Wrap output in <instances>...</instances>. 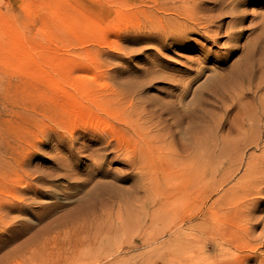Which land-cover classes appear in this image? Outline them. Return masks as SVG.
Returning <instances> with one entry per match:
<instances>
[{
  "label": "rangeland",
  "instance_id": "obj_1",
  "mask_svg": "<svg viewBox=\"0 0 264 264\" xmlns=\"http://www.w3.org/2000/svg\"><path fill=\"white\" fill-rule=\"evenodd\" d=\"M253 1L247 0L250 18L243 25L247 31L241 36L239 47L254 39L258 29L253 32L251 24L260 23L264 16V2ZM150 2L0 0V190H38L35 203L30 208L27 205L28 211L21 216L24 226H35L37 232H43L47 223L55 220L45 241L48 252L40 250L41 264L47 260L50 264H219L218 261L233 264L227 260L237 253L226 242H217L213 230L197 232L188 223L174 224L177 218L173 211L184 201L175 190H150L145 210H138L144 207L142 200L134 202L133 215L123 228L113 224L114 228L109 230L106 226L99 236L75 229L77 222L70 218L87 190L78 192L65 181L63 171L55 170L57 165L64 168L62 159L74 161L58 140H69L71 128H77L74 132H82L93 124L100 129L120 128L121 122L112 113L122 111L113 105L108 107L113 112L103 111L108 95L123 103L122 119H129V112L136 109L132 113L145 119L140 124L142 134L150 140L163 139L164 154L154 150L153 170H148L153 176L159 174L160 179L163 177L158 171L159 164L191 163L189 126L180 121L185 115L194 116L197 123L214 131L213 137L196 153L200 171L205 163L213 161L216 174L213 182H221L222 186L215 188L193 223L202 224L201 218L213 201L243 174L239 161L221 157L219 152L226 144L228 127L246 123L240 120L238 109H257L263 91L249 93L247 99L233 107H229L231 102L224 94L208 95L205 90L202 96L196 95L211 77L224 76L235 67L241 60L242 48L234 53L225 45V38L214 45L196 35L189 37L190 48H178L168 45L169 42L160 45L150 38ZM18 38L27 45L23 50L26 54L29 50L30 55L15 49L13 43ZM253 77L256 83L258 73ZM96 105H102V110ZM166 105H178L183 110L168 114L161 110ZM73 108L85 112L69 114ZM219 123L223 127L218 128ZM88 130L81 133L83 137L67 141L79 158L76 170L83 174L89 171L88 150L99 148ZM77 134L80 133H74ZM135 140L142 142L139 138ZM153 143L156 142L149 141L156 148ZM83 146L87 151L80 150ZM183 146L190 148L183 150ZM263 150L264 142L258 148H246L243 162L250 156L262 155ZM107 160L103 169L111 176L129 172L124 157L111 153ZM19 164L29 176L19 170ZM237 166L239 170L235 169ZM226 175L230 177L223 182ZM130 183L117 185L127 189ZM204 185V193L209 194L212 185L205 182ZM143 194L141 190L138 197ZM258 197L260 202L245 217L254 224L247 238L251 246L264 245V191ZM27 201V197L21 200L25 204ZM165 210H169L168 216L163 213ZM45 213L51 217L40 221ZM16 215L11 213L6 220ZM59 222L62 225L57 227ZM17 230L10 226L7 234ZM44 238L38 240L42 242ZM246 264H264V254Z\"/></svg>",
  "mask_w": 264,
  "mask_h": 264
},
{
  "label": "bare ground",
  "instance_id": "obj_2",
  "mask_svg": "<svg viewBox=\"0 0 264 264\" xmlns=\"http://www.w3.org/2000/svg\"><path fill=\"white\" fill-rule=\"evenodd\" d=\"M256 1L258 3L264 2V0L253 2ZM150 4V38L160 45L166 46L169 42L168 45L178 48H190L192 41L189 37L196 35L214 45L225 38V45L234 53L242 48L240 51L242 52L241 60L235 64V67L224 76L211 77L203 87L199 88L196 95L202 96L201 94L205 90L208 91V95L219 96L224 94V96H228L227 98L231 102L229 107H233L243 99H247L249 93H256L258 90H262L264 93V16L261 17L260 23L251 24L254 26L253 32L258 29L254 39L252 41L247 40L243 47L237 45L241 36L247 31L243 25L250 18L247 0H151ZM251 19L250 22L253 23L255 17ZM13 46L18 51L27 49V45L19 38L15 40ZM24 53L26 54V51ZM27 54L30 55L29 50ZM207 59L208 57L204 58L205 61ZM199 73L200 71L196 74ZM256 73H258V81L253 83V76ZM106 97H109V100H106L108 102L103 109L104 112H108V110L110 113L113 112V110L108 109L112 105L113 107L117 106L116 108L123 112L122 102L116 101L113 95ZM96 106L102 110V105ZM74 108L70 109L68 113L83 115L85 112L82 109ZM161 110H166L170 114L183 109L178 105H166ZM224 111L228 110L225 109ZM122 112L112 113L113 117L121 122L120 128H117L116 131L112 128L109 130L100 129V126L94 124L91 125V128H83L82 132H74L77 128L69 130V140H74L80 136L83 137L84 135L81 133L83 134L84 130L89 129L91 132L88 135L99 146L98 149L88 150L90 152L86 157L90 160V164L86 167L89 171L85 174L76 170L79 158L77 153L71 150L70 142H67L69 140H58V144L67 150L69 157L73 158L74 161L69 162L62 159L61 165L64 168L61 169L57 165L55 170L63 171L61 175L65 181L72 184L78 192L87 190L83 200L70 215V218L77 222L75 229L78 227L80 231H87V235L90 233L99 236L106 226L109 230L113 229L114 225L123 228L133 215L132 210L135 208L132 204L134 202L142 200L144 207H140L138 210H145L148 204L146 194L150 190H175L177 196L183 198L184 201L181 207L173 211L177 218L176 222L175 219L173 220L174 224L188 223L189 228L197 232H201L202 229L203 231L213 230L216 233L217 242H226V245L233 248L234 252L237 253L231 252V259L227 260L233 264H246L249 259L264 254L263 244L262 246H251L247 242V238L250 236L249 231L254 224L245 220V217L254 210V206L260 202L258 195L264 191V150L262 155L258 157H248L245 163L242 160L246 148H258L264 142V97L259 101V106L255 110L238 109L240 120H246V128L244 127L245 124L241 123L239 126H229L227 129L226 144L221 148L219 156L227 157L232 161H239L238 166L243 167L244 171L235 185L224 191L219 199L213 201L208 211L201 218L202 224L192 221L199 215L203 204L211 197L216 190L215 188L222 186V184L215 182L216 180L215 183L213 182V177L216 175L213 161L205 163L204 169L199 170V155L196 152L200 146H204L213 137L214 131H209L206 125L197 123L194 116L185 115L180 121L189 126L190 147L192 148L191 163L182 165L174 164L171 161L168 164H159L158 171L161 172L162 176L160 177H163L160 179L158 178L159 174L153 176L148 170H153L154 156L152 152L156 150L157 153L164 154V147L161 145L163 139L150 140L148 136L142 134L140 124L145 123V119L143 117L137 118L132 113H136V109L129 112V119L127 117L122 119ZM141 121L142 123H140ZM219 127H223V123H219ZM74 133L80 134L74 135ZM121 136L123 139H120ZM126 136L129 139L124 138ZM135 138H139V141L142 142H138ZM149 141L150 143L155 141L156 143L153 144L156 148L151 146ZM190 147L183 146V150H188ZM80 150L82 152L87 151L84 146ZM111 153L114 156L124 157L129 170L128 173L116 177L111 176L106 172L107 170L103 169V165L108 161ZM238 166L235 168L236 170H239L240 167ZM18 167L25 174L29 173L23 165L19 164ZM233 173L229 175L231 176ZM229 175H226L223 182L229 179ZM136 176L139 178L133 179ZM130 181V186L127 189H121L117 185L118 182L129 183ZM17 182L19 183V181ZM204 182L207 185H212V190H208L209 194L204 193L206 191L203 190L206 186ZM141 190L144 194L142 197H138ZM38 196L39 192L35 189L32 192L29 190H0V252H2L0 264H41L43 254L40 253V250L44 249L45 252H48L45 241L50 236L51 223L54 224L55 220L47 221L45 231L39 230L37 232L35 226H24L21 218L28 211V208L35 203ZM25 197L28 200L26 204L21 202ZM130 203L132 206L124 208ZM11 213L17 215L12 220L7 221L6 218ZM163 213L168 216L170 212L165 210ZM49 216L51 217L45 213L39 219L46 221ZM170 217H172L171 214ZM61 225L59 222L57 227ZM10 226H15L18 230L7 234ZM25 235L28 237L23 239ZM6 236L9 242L6 241ZM40 237H45L42 242L38 240ZM9 245L11 249H7ZM214 261L217 262V260ZM50 263L49 260L43 262V264ZM218 263L225 264L224 261H218Z\"/></svg>",
  "mask_w": 264,
  "mask_h": 264
}]
</instances>
